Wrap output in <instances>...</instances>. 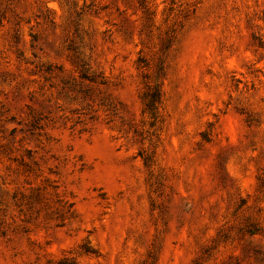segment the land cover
I'll return each instance as SVG.
<instances>
[{
  "label": "rangeland",
  "instance_id": "374dc122",
  "mask_svg": "<svg viewBox=\"0 0 264 264\" xmlns=\"http://www.w3.org/2000/svg\"><path fill=\"white\" fill-rule=\"evenodd\" d=\"M0 264H264V0H0Z\"/></svg>",
  "mask_w": 264,
  "mask_h": 264
}]
</instances>
